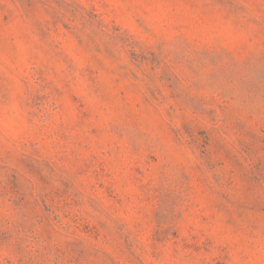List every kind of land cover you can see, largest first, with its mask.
Wrapping results in <instances>:
<instances>
[{
  "label": "rangeland",
  "instance_id": "rangeland-1",
  "mask_svg": "<svg viewBox=\"0 0 264 264\" xmlns=\"http://www.w3.org/2000/svg\"><path fill=\"white\" fill-rule=\"evenodd\" d=\"M0 264H264V0H0Z\"/></svg>",
  "mask_w": 264,
  "mask_h": 264
}]
</instances>
